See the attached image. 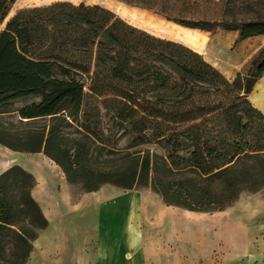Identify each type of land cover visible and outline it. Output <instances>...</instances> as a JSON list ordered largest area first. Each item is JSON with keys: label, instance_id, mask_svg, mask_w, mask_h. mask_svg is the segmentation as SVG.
<instances>
[{"label": "trees", "instance_id": "obj_1", "mask_svg": "<svg viewBox=\"0 0 264 264\" xmlns=\"http://www.w3.org/2000/svg\"><path fill=\"white\" fill-rule=\"evenodd\" d=\"M124 1L153 9L158 0ZM14 2L0 0V24ZM165 16L185 27L237 30L234 44L264 36L261 17ZM262 74L264 46L230 80L197 51L98 4L56 1L24 8L0 31V114L15 111L21 121L47 122L22 132L0 122V144L43 152L68 181L89 176L87 192L104 183L139 185L168 206L221 211L242 193L264 188V115L247 99ZM29 96L38 100L9 109ZM106 115L134 140L159 144L162 153H126L130 166L118 168L115 180L83 172L84 140L90 137H69L61 127L75 122L89 130V123L96 127ZM34 185L33 175L16 164L0 174V264H26L48 226L31 195Z\"/></svg>", "mask_w": 264, "mask_h": 264}, {"label": "rangeland", "instance_id": "obj_2", "mask_svg": "<svg viewBox=\"0 0 264 264\" xmlns=\"http://www.w3.org/2000/svg\"><path fill=\"white\" fill-rule=\"evenodd\" d=\"M56 1H67L73 4L83 2L86 5L98 4L103 6L126 22L142 30L198 51L205 60L230 80L234 79L239 72H245L250 61L264 46L263 35L248 37L234 44L238 34L237 30L225 29L220 26L208 30L185 27L165 16H194L205 17L210 20L235 18L239 21H246L255 17L264 19V0H158L155 2L153 9L143 5L130 4L124 0H15L7 17L0 24V31L4 29L6 22L18 10L46 6ZM36 100L38 98L35 96L21 98L15 100L9 109L14 110ZM24 121L20 120L15 111L0 114V122L11 131L17 132L41 128L47 122V118L29 122ZM89 127V130H87V128L74 122L71 125L63 124L61 131L69 137H81L84 133L89 135L90 138L84 140L86 142V154L83 155L81 162L83 164V172H91L97 178L117 179L114 175L115 171L118 168L130 166L131 161L127 159L126 153L138 150H149L151 153L157 154L162 153V149L156 142L134 140L132 134L113 122L111 115L104 116L102 122L96 127L93 122L89 123ZM95 133L99 135V138L95 136ZM61 172L65 177L62 169ZM87 177L89 176L84 178L77 176V179L73 181H68L65 177L64 187L61 180L56 183V186L51 187V191H53L56 199L60 201V206L64 209V214L67 215L65 228L67 233L71 234V237L64 241V246L61 247L63 250L59 252V257L52 264H73L71 260L74 259L75 254L80 253V250L84 252L88 248V242L84 241L83 237L73 236L79 233V235H84L90 230L91 226L90 217L92 216L86 211L90 209L88 208L90 206L89 202H92L94 198L91 196L92 191H85V183L89 182ZM108 185L113 187V192L105 193L103 199H107L117 192L130 190L110 183H104L95 191H99ZM135 188L140 190L149 189L139 185H136ZM249 200L255 206L254 209L259 210L262 213L261 215H264V188L255 193H242L228 207H235L241 204V201L248 202ZM189 212L199 218L200 220L197 218L196 220L202 222L201 224L203 225L201 237L204 239V251L199 258L200 261L195 264H224V259L227 256L223 255V251L230 248H225L224 246L229 243L231 246L234 244L235 231L227 227L224 228V224H220L223 210L214 212L187 211V213ZM92 214L95 215L94 213ZM234 214L240 216L247 213L233 212L232 215ZM80 217L82 218L81 220H79ZM54 222L55 224L47 230V235H44L43 243L45 245L47 243L50 245V243L55 241L59 242L56 237L59 227H57L56 221ZM41 233L39 234L41 235ZM243 236L246 235L244 234ZM60 242L63 241L61 240ZM243 242L246 243L245 240ZM32 259L33 254L31 252L26 264H30ZM236 264H264V256L256 254L243 256Z\"/></svg>", "mask_w": 264, "mask_h": 264}, {"label": "crops", "instance_id": "obj_3", "mask_svg": "<svg viewBox=\"0 0 264 264\" xmlns=\"http://www.w3.org/2000/svg\"><path fill=\"white\" fill-rule=\"evenodd\" d=\"M247 99L264 115V74L257 79ZM15 164L33 175L35 185L31 195L48 220V226L33 242L30 264H52L63 250L64 241L71 237L65 228L67 215L51 191L60 180L64 187L65 177L61 168L43 152H21L0 144V174ZM110 192L113 187L109 185L91 192L94 199L86 211L92 216L90 230L84 235H73L83 237L88 248L75 254L73 264H195L200 261L204 251L203 225L193 213H187L190 210L164 204L150 189H130L103 199ZM240 203L223 210L220 217L224 228L235 231L234 244L224 246L230 247L224 248L223 255L227 256L224 264H236L243 256L252 254L264 256V215L254 209L252 201ZM233 212L247 214L232 215ZM54 221L59 227L56 234L59 242L45 245L44 235Z\"/></svg>", "mask_w": 264, "mask_h": 264}, {"label": "water", "instance_id": "obj_4", "mask_svg": "<svg viewBox=\"0 0 264 264\" xmlns=\"http://www.w3.org/2000/svg\"><path fill=\"white\" fill-rule=\"evenodd\" d=\"M24 120H26V119H24Z\"/></svg>", "mask_w": 264, "mask_h": 264}]
</instances>
